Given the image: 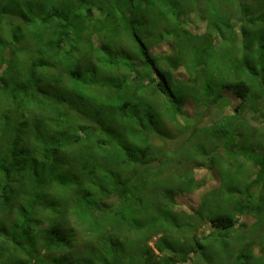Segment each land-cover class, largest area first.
<instances>
[{"label": "trees", "instance_id": "1", "mask_svg": "<svg viewBox=\"0 0 264 264\" xmlns=\"http://www.w3.org/2000/svg\"><path fill=\"white\" fill-rule=\"evenodd\" d=\"M262 26L244 0H0V264H264Z\"/></svg>", "mask_w": 264, "mask_h": 264}, {"label": "rangeland", "instance_id": "2", "mask_svg": "<svg viewBox=\"0 0 264 264\" xmlns=\"http://www.w3.org/2000/svg\"><path fill=\"white\" fill-rule=\"evenodd\" d=\"M247 5H248V9H249V14L250 16H252V18L256 19V21L259 24H262L264 27V1L263 0H244ZM62 87L57 90V91H63L65 92V86L61 85ZM51 89V87H49ZM52 90V89H51ZM90 93H93V91H90ZM91 95L89 94L88 99V105L86 107V111L89 112L91 115H96L97 111L94 108L95 106L93 105L92 101L90 100ZM74 99H77V97L74 94ZM78 103H80V105H84L85 103L82 100H79ZM97 118L100 119L101 115L97 114V116H95ZM170 175V170L167 171L166 176ZM178 175V174H177ZM196 178L198 180H200L201 183H203V185L201 186V189H204L203 191L200 190H196L195 192L191 193L190 195H186L184 197H181L179 200V203L182 204L184 207V209H190L191 207H195L196 205H198L200 198H201V194L207 190L208 188L214 187L215 185L218 184V182L216 183V180L212 179L211 176L208 174L207 169L203 168L200 169L196 175ZM153 244V243H152ZM202 258H200L201 260ZM175 264H179V263H175Z\"/></svg>", "mask_w": 264, "mask_h": 264}, {"label": "clouds", "instance_id": "3", "mask_svg": "<svg viewBox=\"0 0 264 264\" xmlns=\"http://www.w3.org/2000/svg\"><path fill=\"white\" fill-rule=\"evenodd\" d=\"M197 180H198V179H197ZM199 181H200V180H199ZM200 183H201V182H200ZM202 185H203V183H201V186H202ZM201 186H200V187H201ZM203 187H204V186H203ZM197 190H198V189H197ZM195 191H196V190H195ZM195 191H194V192H195ZM192 193H193V192H192ZM186 195H190V194L188 193V194H185V196H186Z\"/></svg>", "mask_w": 264, "mask_h": 264}]
</instances>
